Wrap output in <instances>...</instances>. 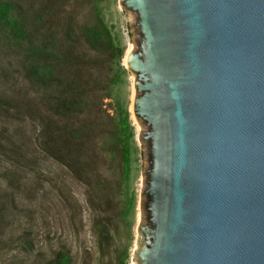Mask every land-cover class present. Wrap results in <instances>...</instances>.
I'll use <instances>...</instances> for the list:
<instances>
[{"label":"water","instance_id":"water-1","mask_svg":"<svg viewBox=\"0 0 264 264\" xmlns=\"http://www.w3.org/2000/svg\"><path fill=\"white\" fill-rule=\"evenodd\" d=\"M148 147L139 264H264V0H123Z\"/></svg>","mask_w":264,"mask_h":264},{"label":"trees","instance_id":"trees-1","mask_svg":"<svg viewBox=\"0 0 264 264\" xmlns=\"http://www.w3.org/2000/svg\"><path fill=\"white\" fill-rule=\"evenodd\" d=\"M98 2L0 0V176L6 181L0 192V254L21 241L30 243L29 232L8 236V227L24 214L33 217V185L45 157L84 186L100 255L112 253L120 232L116 195L129 166L131 125L127 113L111 110L123 49ZM88 7L92 19L81 23ZM11 12L17 17L9 23ZM30 123L31 134L24 126ZM51 184L54 206L60 212V199L75 222L79 202L72 187L58 174ZM20 195L30 202L19 201ZM60 243L39 250L31 264H79V253Z\"/></svg>","mask_w":264,"mask_h":264},{"label":"rangeland","instance_id":"rangeland-1","mask_svg":"<svg viewBox=\"0 0 264 264\" xmlns=\"http://www.w3.org/2000/svg\"><path fill=\"white\" fill-rule=\"evenodd\" d=\"M123 0H99L97 8L102 14L106 24L110 27L116 42L123 49L121 65L123 66L121 79L114 88L112 111L119 108L123 114L127 113L131 125V149L127 171L122 179V184L116 199L120 208V232L115 236L110 256L102 258L97 244V235L93 227V214L84 204V186L75 181L68 171L51 158L42 160V174H30L37 176L38 184L33 185L27 179L29 185H33L35 196L30 202L28 197L20 195L19 201L32 203L34 214H24L8 227V236L22 235L26 230L30 234V243L21 241L19 245L6 248L0 254V264H31L39 250H49L50 245L59 246L60 242L71 246L73 252L79 253V264H139V250L142 246L143 234L139 225L144 223L141 215L145 213L144 189L146 187V169L148 163V147L141 142L139 136L145 126L139 124L133 112V100L136 94L134 80L136 74L126 65L125 56L128 50L136 48L138 34L134 23L136 13L127 9ZM16 12L8 15V22L16 20ZM92 10L88 7L83 11L79 20L81 23L90 22ZM0 60L1 57H0ZM116 108V109H115ZM29 134L32 133V123L24 125ZM60 175L72 187L79 202L78 217L75 222L70 220V213L62 206L60 212L53 204L54 188L51 184L53 175ZM6 188V181L0 176V192ZM10 189V188H8ZM13 218V217H11ZM123 262V263H122Z\"/></svg>","mask_w":264,"mask_h":264},{"label":"bare ground","instance_id":"bare-ground-1","mask_svg":"<svg viewBox=\"0 0 264 264\" xmlns=\"http://www.w3.org/2000/svg\"><path fill=\"white\" fill-rule=\"evenodd\" d=\"M128 52H129V50H128ZM128 52H127V54H126V56H125V60L127 59Z\"/></svg>","mask_w":264,"mask_h":264}]
</instances>
